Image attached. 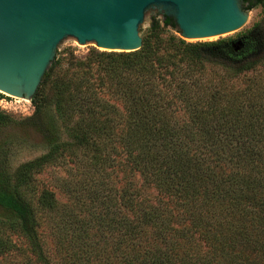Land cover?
I'll return each instance as SVG.
<instances>
[{
    "label": "trees",
    "instance_id": "trees-1",
    "mask_svg": "<svg viewBox=\"0 0 264 264\" xmlns=\"http://www.w3.org/2000/svg\"><path fill=\"white\" fill-rule=\"evenodd\" d=\"M243 1L260 19L233 37L152 18L138 50L57 51L16 123L44 151L0 170V261L264 264V0Z\"/></svg>",
    "mask_w": 264,
    "mask_h": 264
},
{
    "label": "water",
    "instance_id": "water-1",
    "mask_svg": "<svg viewBox=\"0 0 264 264\" xmlns=\"http://www.w3.org/2000/svg\"><path fill=\"white\" fill-rule=\"evenodd\" d=\"M150 12L187 42L235 35L249 16L243 0H0V93L30 101L62 43L138 50Z\"/></svg>",
    "mask_w": 264,
    "mask_h": 264
},
{
    "label": "rangeland",
    "instance_id": "rangeland-1",
    "mask_svg": "<svg viewBox=\"0 0 264 264\" xmlns=\"http://www.w3.org/2000/svg\"><path fill=\"white\" fill-rule=\"evenodd\" d=\"M152 18L162 23L163 19L161 17L150 12L144 27L140 29L141 34L150 26ZM259 19H260V8H255L250 10L246 24L239 31L242 32L246 30ZM166 29L169 32H174L169 27H167ZM175 34L179 36L178 33L175 32ZM233 36L235 35H231L228 37H233ZM91 47L92 46L75 48L65 43H62L61 46L58 48V51H61L66 48H72L75 50V53L77 55L81 56L85 54L88 51V49ZM0 94L4 96L2 93ZM22 109H25V111ZM32 111H33V107L24 103H21V107H16V111H10V110L3 111L5 114L13 118V120H16V122L10 123L8 125H0V170L1 171L13 172L17 166L21 165L26 161L38 157L43 153L44 150H42L41 147V135L39 134V132H37L33 128H26L23 125H17L18 122H20L22 119L29 117L32 114ZM54 171L56 170L50 171L48 174H45L43 177H45V179H50L51 177H54V175L56 174L54 173ZM18 258L21 259V257ZM19 259H17L18 262ZM0 264H11V263L10 261L3 259L2 261H0Z\"/></svg>",
    "mask_w": 264,
    "mask_h": 264
},
{
    "label": "built area",
    "instance_id": "built-area-1",
    "mask_svg": "<svg viewBox=\"0 0 264 264\" xmlns=\"http://www.w3.org/2000/svg\"><path fill=\"white\" fill-rule=\"evenodd\" d=\"M4 95V94H3ZM21 103L27 104L29 106H32L30 101L19 98L17 101L4 95L2 96L0 94V110L2 111H16V107H21ZM16 106V107H15ZM24 106V105H22ZM25 111V109H22Z\"/></svg>",
    "mask_w": 264,
    "mask_h": 264
}]
</instances>
